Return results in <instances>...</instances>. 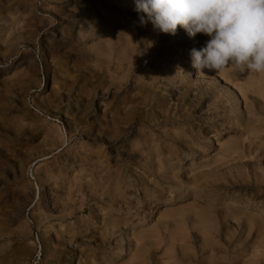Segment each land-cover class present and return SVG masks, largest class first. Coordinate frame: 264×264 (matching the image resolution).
<instances>
[{"label": "rangeland", "instance_id": "374dc122", "mask_svg": "<svg viewBox=\"0 0 264 264\" xmlns=\"http://www.w3.org/2000/svg\"><path fill=\"white\" fill-rule=\"evenodd\" d=\"M141 16L0 0V264H264V73Z\"/></svg>", "mask_w": 264, "mask_h": 264}, {"label": "clouds", "instance_id": "9594fccd", "mask_svg": "<svg viewBox=\"0 0 264 264\" xmlns=\"http://www.w3.org/2000/svg\"><path fill=\"white\" fill-rule=\"evenodd\" d=\"M144 13L140 24L175 35L178 26L190 37L198 33L209 39L192 48V66L223 72L227 67L244 73H264V0H134ZM190 76V74H189Z\"/></svg>", "mask_w": 264, "mask_h": 264}, {"label": "bare ground", "instance_id": "6f19581e", "mask_svg": "<svg viewBox=\"0 0 264 264\" xmlns=\"http://www.w3.org/2000/svg\"><path fill=\"white\" fill-rule=\"evenodd\" d=\"M92 27V26H91ZM88 36V35H87ZM81 43V42H80ZM189 68H190V71L191 72H195L196 71V69L192 66V60H191V62H190V64H189ZM133 69V68H132ZM197 73V72H196ZM178 120V119H177ZM182 121V120H181ZM198 151V150H197ZM200 154H202V153H200V151L198 152V153H195V155H187L189 158H193L194 156H198V155H200ZM95 229V228H94ZM93 229V230H94ZM139 243V242H138ZM126 253V251H125V249H123V250H121V256H124V254Z\"/></svg>", "mask_w": 264, "mask_h": 264}]
</instances>
